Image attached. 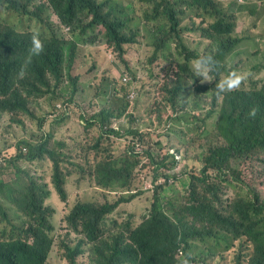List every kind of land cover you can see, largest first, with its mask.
<instances>
[{"label":"rangeland","instance_id":"1","mask_svg":"<svg viewBox=\"0 0 264 264\" xmlns=\"http://www.w3.org/2000/svg\"><path fill=\"white\" fill-rule=\"evenodd\" d=\"M122 2L131 3L136 13L138 12L139 4L136 0ZM218 2L227 11L234 12L237 30L245 32L247 37L245 43L240 42L226 57L227 71L219 74V77L222 79L235 72L242 75L243 89H247L248 83L252 82L251 71L254 61L264 58V2L260 0H243L241 4L238 0ZM39 3L38 0H30L28 2L30 8H26L21 15L25 35L27 31L35 28L34 19L27 16V12ZM42 15L49 17L62 30L63 27L59 25L57 17L52 12L44 11ZM17 17V12L0 3V19L12 23ZM209 21L210 25H213L212 21ZM150 26L142 17H137L129 21V26L122 27L120 33L127 39L122 53L116 52L113 46L105 41L102 26L93 29L92 37L94 36L96 44L91 45L87 51L84 68L87 75L84 93L87 98L80 106L89 111L72 125L59 127L61 132L57 133L58 136L76 137L73 151L76 164L71 169L77 168L87 160L86 148L98 140L101 147L111 151L116 158L134 146V151L139 153L137 157L139 163L134 167V175L125 176V184L128 185L134 177L129 191L133 187V190L138 192L134 197L135 202L130 200L127 203H120L108 215L102 230L103 236L109 240L119 238L126 221L137 225L142 220L138 218L145 209V201L146 204L152 201L160 203V212L169 220H172L179 211L186 217L188 209L206 203V207L213 213L212 216H206L210 218L209 222L198 218L200 211H197L196 216L186 217L204 231L202 240L197 237L188 238L191 245L190 254L196 255L201 264L251 263L256 255L244 237H239L234 230H228L224 223L212 225L221 217H225L232 226L241 215V211L238 210L239 203L264 201V150L251 149L233 157L231 162L226 164V167H233L234 171L231 183L224 186L222 193L221 184L225 182L208 174L202 175L203 153L227 142L232 135L227 123L217 122V110L224 102L221 95H215L217 90L204 93L197 89L198 76L196 77L193 71L195 60L187 61L185 53L188 50L198 53V59L212 54L215 47L204 37L201 38L199 32H192L184 34L186 42V46H183L184 52L176 53L178 45L174 51L165 50L159 57L153 58L156 41ZM181 65H186L189 69L183 71ZM208 79H212L211 75ZM177 81L183 88L177 94L178 97L171 100L167 91H170L171 86ZM39 87V92L27 99L30 112L35 119L28 118L23 112L17 113L13 118L8 113H0V155L7 158L5 168L0 170V181L3 184H9L17 179L27 182L28 175L41 184L47 183L48 178L51 181L48 163L44 162L37 166L36 163L23 159L12 161L16 155V144L23 139L31 140V129L34 131L38 129V119H41L43 131L50 130L51 122L46 120L50 100L46 102V99L52 85L49 80L44 79L39 83ZM235 91L240 92L236 88L227 94L234 95ZM98 101L102 103L100 106L97 104ZM80 107L77 108L78 111ZM103 107L115 115L109 117L112 127L122 130L127 127L136 128L142 134V139L138 140L133 135L108 138L102 134L99 124L91 123L90 118ZM18 120H21V125L18 124ZM149 148L155 157L166 152L175 155L177 162L163 172L169 176L166 180L158 177L154 179L153 166L146 154L141 155V152ZM32 168H36L34 174L31 173ZM193 175L204 179L195 180ZM217 186L219 189H214ZM65 188L67 192L65 201L60 200L53 185L52 189H46L48 195L44 199V204L53 209L51 216L53 241L45 264H68L63 253V245L83 239L81 235L70 231L64 222L66 213L63 207L67 205V201H71L74 196L102 200L100 195L102 188L90 181L89 175L82 174L79 170L68 177ZM113 191L106 194L108 199L115 196ZM235 196L236 202L227 206L226 204ZM1 203L6 208L11 207L5 200H1ZM8 213L13 219L24 216L23 214L20 217L13 216L11 209ZM3 222L0 218V224ZM204 239L206 247L202 244ZM84 249L76 256V264H98L95 254H90L87 250V245Z\"/></svg>","mask_w":264,"mask_h":264},{"label":"trees","instance_id":"2","mask_svg":"<svg viewBox=\"0 0 264 264\" xmlns=\"http://www.w3.org/2000/svg\"><path fill=\"white\" fill-rule=\"evenodd\" d=\"M30 0H27V3ZM39 10L45 9L49 4L56 7L57 14L66 20L67 24L76 23L81 26L82 30L89 34L93 33V29L102 22L106 24L107 16H100V10L105 4L109 5L110 0H38ZM142 4L147 0H139ZM196 6L199 4H207L211 6V10H215L213 4L217 0H192ZM1 4H6L8 8H12L17 12L18 17L15 22L9 23L0 19V94L7 95L11 92L9 102L4 106L10 110L23 107L20 101V94L17 92L18 87L25 88L26 85L33 81L32 73L39 68H45L52 73H60V68L49 58L41 55H32L25 43V35L22 33L21 15L26 10V4L22 0H0ZM84 10L93 13V18L84 22L79 16ZM216 15H218V12ZM43 19V18H42ZM45 25L48 19H43ZM122 21L116 20L115 23L106 24L108 31L103 32V37L107 42L113 41L117 45L120 37L117 30ZM112 38V39H111ZM94 44V40L90 41ZM217 58L219 61V72L211 75V81H203L198 77V90L204 93L216 90L215 83L220 79L219 73L226 68L225 56L230 53L233 48V40L222 36L216 42ZM155 54V53H154ZM153 58H156L154 55ZM193 54L188 55V59L195 60ZM183 71L189 69L186 65H181ZM4 71V72H1ZM181 85L177 82L169 99L174 100L178 97ZM235 91L234 95L226 96L221 109L217 110L220 123H227L234 130L238 126H242V133H234L232 138L228 140L227 145L214 147L209 150L203 158V162L209 166L221 167L238 156L241 152L247 151L255 146L264 148V86L261 93L254 91ZM212 113V110L209 111ZM102 113V112H101ZM100 126L105 127V123L109 121L112 112L97 115ZM96 123L95 119L92 120ZM109 133L111 128L107 127ZM117 136L133 135L138 140L142 139V134L132 130H122ZM159 144V143H158ZM134 146L128 148L127 152L116 158L113 154L108 153L101 147L98 140L90 146V150L94 152L95 164L91 167L89 160L84 161L75 169H65L69 172L62 173L60 167L59 153L51 151L48 158L53 164V173L49 175L47 183L39 184L31 177L27 178V182L21 180L13 185L0 187V218L4 222L0 224V264H45L48 252L51 249L53 238L51 232L53 226L51 216L53 209L44 204V199L48 195L46 189H53L57 192L61 201L67 198L65 182L68 177L73 176L77 170L82 174L89 175L92 170L97 183L111 187L123 177L132 174L134 167L139 163V153L134 151ZM160 150V148H159ZM146 154L149 163L153 166L152 173L154 179L166 180L169 176L163 173L175 163L173 155L164 153L155 157L153 151L149 148L141 152ZM192 175L190 174V178ZM231 179V176H229ZM153 179V180H154ZM193 179L199 180L193 176ZM221 184L220 193L230 180L220 177ZM155 181V180H154ZM157 187V183L154 184ZM45 188V189H44ZM214 189H219V186ZM102 200H88L77 197L67 201L64 208L66 213L64 222L67 228L79 235L83 239H79L75 243L64 244L63 253L68 264H76V256L82 253L87 245L90 254H95L98 264H184L187 260L188 264H201L196 255H191V245L188 242L189 237H197L203 239L201 229L192 221L186 219L187 216L197 215L200 211L199 219L210 221L206 216H212L213 213L208 207L200 205L188 209L186 217L181 212L176 213L172 220L167 219L160 212V208L155 216L147 225L138 228L129 238L130 242H125L120 238L109 240L103 236L99 221L101 214L110 210V206H106V194L100 192ZM1 200L9 203L15 208V215L20 217L9 218L6 213V207ZM264 208V206H262ZM250 214V217L248 216ZM16 222V223H14ZM218 222L228 226V219L221 217L212 226ZM239 229L254 243L257 256L251 264H264V216H260L257 208L247 206L243 222ZM213 236L212 234H210ZM206 247V240L202 241ZM178 254L184 257H177Z\"/></svg>","mask_w":264,"mask_h":264},{"label":"clouds","instance_id":"3","mask_svg":"<svg viewBox=\"0 0 264 264\" xmlns=\"http://www.w3.org/2000/svg\"><path fill=\"white\" fill-rule=\"evenodd\" d=\"M122 1L123 0H110L109 5L105 4L100 10H98L100 16H107L106 24L115 23L116 20L122 21V24L117 30V35L120 37L118 45L113 41H105L110 46H113L116 52L122 53L123 45L127 41V39L120 33V29L122 27L129 26L130 20H133L137 17H142V20L146 22V24L151 25L150 27L152 28L153 37L156 41L153 49V56L155 55L157 58L159 57V54L164 52L165 50L170 52L174 51L178 45L179 47L176 53L181 51L184 52L185 50L183 49V46H186L184 34L199 32L201 38L204 37L205 40H208L215 47V51L212 54L202 56L198 59L196 58L193 64V71L196 74V77L198 76L202 78V82L211 81L208 79V77L213 73H218L220 70L219 61H217L214 57L217 58L218 54L216 50V42H218V40L222 36L232 39L234 43L230 53L225 56V61L226 57L234 51V48L240 42L245 43L247 38L245 32L237 30L234 12L227 11L224 6L221 7L218 0L216 4H213L215 6V10H211V6L207 4H199L196 6L195 4H193L192 0H147L143 4L139 0H136L139 4L137 13L136 9L131 5V3L123 4ZM238 1L240 2V4L243 2V0ZM260 1L264 2V0ZM24 3L26 4V8H30L27 0ZM37 6L38 5H34V9H30V11L27 12V16H29L31 19H34L35 28L32 31H27V35H25L22 26V33L25 35L26 40L25 43L27 44L28 50L32 55L49 57L57 65V67L60 68L61 72L52 73L45 68H39L38 70L33 71L32 73L34 74V79L29 83L30 85H26L25 88H16L17 92L20 94L19 98L21 103L23 104V107H18L13 110L8 109L4 105L9 102L11 92L7 93V95L0 94V113H8L13 118L17 113L23 112L28 118L35 119L36 117L30 112L31 109L30 105L27 103V99L39 92L40 82H42L44 79L49 80L52 85V90L50 91L46 99V102L50 100L46 112V120L51 122L50 130L43 131L41 119H38V129L36 131L31 129V140L23 139L16 144V155L12 158V161L23 159L25 161L34 162L37 166L46 162L49 164L50 174H52L53 164L48 158V153L51 151H55L60 154L58 159L60 160L61 171L62 173H66L69 172V170L67 171L65 169V166L69 167L71 170V167L76 164L73 157V151L75 149L74 139L76 137H73L71 135L58 136L57 133L61 132L59 127H62V125H72L80 116L89 111V109L81 108L80 106L82 104V101L87 98L86 94L84 93V87L86 85L87 78V75L85 73L86 70L84 69L86 55L91 45H95L96 42L94 41V44H90V41L94 40V36L92 37V34H89L87 31L82 30L83 28H81V26H77V24L74 22L71 24H67L66 20L59 15V12L57 14L58 10H56V7L53 4H49L47 8L42 10H39ZM143 7H145V9H143ZM44 11H50L57 17L59 25L63 27L62 30L58 25L54 24L49 19V17H43L42 14L44 13ZM215 11L218 12V15H216ZM79 16L82 17L84 22H88L93 18V13L84 10L81 14H79ZM42 18L48 19L49 25H45ZM209 20L212 21L213 25H210ZM99 23H101L100 26L103 27L104 31L109 30L106 24L102 22ZM189 54H193L195 57H198V53L188 50V52L185 53V57L189 62L193 61V59H188ZM255 56L256 52L254 51L253 57ZM226 71L227 68H225L219 74ZM251 76L252 82L248 83L247 89H243L244 80H242V75H239L235 72L229 73L224 78L216 81L215 87L217 92L215 93V95H221V99L224 101L226 96H230L227 93L236 88L243 92L251 90L258 93L259 91H262V88L264 86V58H260L254 61ZM256 76L257 78L255 79ZM177 82H174V84L171 86L170 91H167L169 94L170 92H172V89ZM180 85L182 86L181 83ZM182 88L183 87H181V90ZM181 90L178 92V94L181 92ZM210 91L215 92V90L212 89H210ZM210 91L207 92L209 93ZM97 104L100 106V104L102 103L98 101ZM78 107L81 108L80 111L77 110ZM221 107L219 109H221ZM101 112L108 113L110 111H108L104 107L101 108L90 118V122L94 123L92 121L94 118L96 123H98L100 126L101 122L97 120V115L102 114ZM217 122H220L219 116ZM18 124L21 125V120H18ZM107 127L112 129L110 133ZM100 128L102 129V134L106 135V137L108 138L110 136H117L124 132L120 128L112 127L110 121L105 123V127L100 126ZM123 130H132L139 132L138 129H132L131 127H127ZM234 133H242V126L240 125L234 130L231 129L232 136ZM227 142L218 146H225L227 145ZM90 146L86 148L88 153L87 160L91 162L92 167L95 164L96 160L94 158L93 150H90ZM259 148L264 150V148L260 146H255L251 149L254 150ZM209 150L210 149L206 150V152L203 153V165L201 168L202 175L205 176L208 174V176L212 178H220L222 176L224 178L232 180V172L234 171L233 167H226V164L221 167H213L203 162V158L206 154H208ZM107 152L113 154L111 151ZM244 152H241L240 154ZM170 154L173 155L174 161L176 163L177 161L175 159V155L173 153ZM6 159L7 158L4 155H0V170L5 168L4 166L6 165ZM35 169L36 168H32V174H34ZM132 174L134 175V170ZM132 174H129V176H131ZM193 176L198 177L197 175ZM229 176H231V179ZM28 177L31 176L28 175L27 178ZM198 178L199 180L204 179V177ZM89 179L96 186L102 188L101 192L105 194H110V192L114 190L113 194L115 196L111 199H108L106 197L105 200L107 201L105 205L110 206L111 208L109 211L101 214V218L99 221L101 230H103L108 215L111 214L120 203H127L130 200H133V202H135L134 197L138 192L133 190V187L132 190L129 191L134 177L132 181L128 183V185L125 184V177H123L117 182V184L111 187H106L97 183L92 170H90ZM21 180L22 179H17L9 184H3L0 181V187L13 185L15 184V182L19 183ZM235 202L236 196L230 203L226 205L231 206ZM200 205L206 206V203H201ZM10 206L11 207L6 208L5 213L9 218H11L8 213L9 209L13 211V216H15V208L12 209V205ZM247 206L256 207L259 215L264 216V208H262V206H264V201L239 203L238 210L241 211V215L234 225L231 226L228 224L227 228L228 230H234L239 237H244L246 242H248L252 246V250L257 256L254 243L238 227L243 222V217L246 213ZM144 207L145 209L143 213H141L140 217L138 218L142 220L137 225H132L130 221L124 222V229L119 234L120 239L125 242H130L129 236L133 232H135L138 228L152 222L155 213L160 208V203H158L157 201H152V203L148 202L146 204L145 201ZM248 216L250 217V214H248ZM208 226H210L209 223ZM201 232L202 234L204 233L203 230H201ZM177 257L183 258L184 256L178 254ZM184 264H188V261L185 260Z\"/></svg>","mask_w":264,"mask_h":264}]
</instances>
